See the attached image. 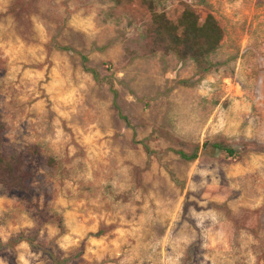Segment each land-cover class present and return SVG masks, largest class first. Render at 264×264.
Here are the masks:
<instances>
[{
    "label": "rangeland",
    "instance_id": "rangeland-1",
    "mask_svg": "<svg viewBox=\"0 0 264 264\" xmlns=\"http://www.w3.org/2000/svg\"><path fill=\"white\" fill-rule=\"evenodd\" d=\"M146 1L0 0V242L35 246L0 264H264V0H154L217 19L207 73L146 54Z\"/></svg>",
    "mask_w": 264,
    "mask_h": 264
},
{
    "label": "trees",
    "instance_id": "trees-1",
    "mask_svg": "<svg viewBox=\"0 0 264 264\" xmlns=\"http://www.w3.org/2000/svg\"><path fill=\"white\" fill-rule=\"evenodd\" d=\"M201 3L204 4L205 0H201ZM145 4L151 13V21L145 34L146 54L172 55L180 62H194L205 73L211 71L214 67L211 57L217 54L225 38L224 30L217 19L212 14L202 19L194 10L187 8L176 21H173L165 12L153 7L154 0L146 1ZM60 49L69 51L68 48ZM87 62L88 59L84 56L85 70L97 78L96 72L86 66ZM4 134V125L0 124V149ZM204 149L212 153H223L230 158L239 157L238 151L220 144H206ZM179 155L187 162H195L199 158L197 152L191 155L179 152ZM30 177L31 174L26 170L25 162L20 155H5L0 152V184L6 187L2 192L27 190ZM26 239L24 236H19L9 244L0 242V249L12 247V244L22 241H28L34 248V240ZM54 260L56 264H60L57 258Z\"/></svg>",
    "mask_w": 264,
    "mask_h": 264
}]
</instances>
